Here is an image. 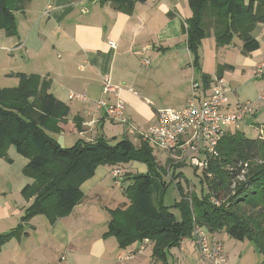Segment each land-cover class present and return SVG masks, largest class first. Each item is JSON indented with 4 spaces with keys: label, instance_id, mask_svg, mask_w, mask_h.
Wrapping results in <instances>:
<instances>
[{
    "label": "trees",
    "instance_id": "16d2710c",
    "mask_svg": "<svg viewBox=\"0 0 264 264\" xmlns=\"http://www.w3.org/2000/svg\"><path fill=\"white\" fill-rule=\"evenodd\" d=\"M29 1L0 0V29L15 34V11H23ZM110 1L117 8H131L136 0ZM188 4L193 16L187 20V45L197 73L201 69L198 46L210 29L217 46H226L237 36L242 55L259 48L252 32L258 24L264 25V0H188ZM232 67L219 64L215 77L221 78L223 71ZM17 76L18 86H0V158L11 162L7 150L13 146L28 160L23 173L32 182L25 184L20 193L32 201L23 218L43 214L54 221L66 216L83 199L81 184L94 175L98 166L140 161L156 174H124L128 182L122 193L129 200L128 208L110 209L103 236L114 235L120 248L150 240L152 256L165 262L169 248L178 246L183 238L194 240V228L200 227L209 235L224 230L236 240L247 238L264 256V136L247 137L240 130L246 118L238 129L224 134L217 156L209 158L202 169L206 194L203 190L200 196L184 193L176 182L180 200L176 203L177 219L162 203L166 182L155 168L159 163L146 140L136 147L127 137L110 141L99 135L94 140L78 138L64 146L51 134L60 133L69 109L49 91L50 79L37 74ZM201 78L204 87L213 80L206 74ZM247 125L264 127L251 122ZM244 163L245 178L238 180ZM19 232L16 228L0 234V244Z\"/></svg>",
    "mask_w": 264,
    "mask_h": 264
},
{
    "label": "crops",
    "instance_id": "0c3cea01",
    "mask_svg": "<svg viewBox=\"0 0 264 264\" xmlns=\"http://www.w3.org/2000/svg\"><path fill=\"white\" fill-rule=\"evenodd\" d=\"M41 2L36 8H29L30 5L27 4L21 11L26 21L27 18L30 20L29 13L32 11L34 21L31 20L32 27L27 39L18 43L15 41L13 48L33 52L38 57L44 54L52 63L55 61L46 68L45 73L31 74L50 79L49 91L68 106L69 111L65 122H62V130L55 136L64 146L72 145L78 138L94 140L99 135L108 140L121 138L125 131L118 128L115 121H126L128 112L136 113V110L142 107L150 106L154 111L149 113L146 119L147 126L153 124L156 121L158 106L149 94L150 89L164 83L165 77L172 79V84L176 88L181 87L180 90L185 83H190L186 92L182 91L185 98L183 101L186 103L190 96L191 82L197 80L208 91L216 79L219 64L232 65V68L225 70L229 69L234 73L239 68L252 69L253 64L256 65L264 59V43L256 35L259 48L249 55H241V63L237 66L225 60L215 61V65H212L214 71H211L213 73L206 72L204 64L197 73L191 62L193 54L187 45V20L193 16L188 0H136L131 8H117L110 0ZM48 5L50 9L46 11ZM210 31L207 33L208 37ZM206 37L200 40L198 46L199 61L200 49L204 47ZM172 45L173 50L170 47ZM158 48H166L172 58L171 68L165 72V77L161 76L163 71L160 70L166 67L162 64L166 55L160 57L153 70L141 69L143 66H151L144 56ZM180 51H185L189 56L191 70L190 67L186 68L182 61L180 64ZM146 60L148 63L143 64ZM225 72L222 73L223 78ZM201 74L213 78L207 87H204ZM105 78L120 87L119 96L125 104L123 120L110 119L103 109L94 107L95 100L113 97L112 94L103 93ZM129 88L134 92L129 91ZM71 94L73 98H69ZM227 103L228 109L232 110L229 100ZM7 154L11 162L0 158V234L16 228L20 232L0 244V264H57L59 256L63 253L66 254L67 264H146V256L140 255V252L146 249L149 240H143L139 247L133 243L125 248L114 245L108 248L103 241L109 238H103L101 242L93 245L84 244V235L78 220L86 214V207L93 200H86L88 203L83 204L85 200L82 199L68 215L54 221H50L43 214L23 218L32 201L24 199L20 193L25 184L32 182V178L23 173L28 160L17 152H12L11 146ZM103 167L105 166L100 165L95 170L96 173L101 169L100 178L88 183L94 173L81 185L84 197L102 182L101 177L106 173ZM121 202L114 204L119 206L126 203L125 200ZM215 234H210V237L220 240ZM141 246L144 249H140ZM170 249L168 254L177 264H183L179 260L180 257L186 264H204L192 237L183 238L178 247ZM254 250L257 259L252 264H264V256L256 248ZM168 254L165 262L155 259L152 253L151 259L154 264H169ZM225 254L228 264H234L233 260H229L226 250ZM240 258H243L241 252L238 260Z\"/></svg>",
    "mask_w": 264,
    "mask_h": 264
},
{
    "label": "rangeland",
    "instance_id": "374dc122",
    "mask_svg": "<svg viewBox=\"0 0 264 264\" xmlns=\"http://www.w3.org/2000/svg\"><path fill=\"white\" fill-rule=\"evenodd\" d=\"M42 0H30L27 4L30 5L29 8H36L41 5ZM26 4V5H27ZM25 5V7H26ZM32 11H30L29 16L30 20L27 18V21L24 19L23 13L21 11H15V20L17 24V32L13 35H8L3 29H0V86L1 87H16L19 84V78L17 73L31 74L34 73H45L46 68L53 65L55 61L50 60L48 56L41 54L40 57L35 56L33 52H25L24 49L18 50L14 49L15 41L21 42L27 39L29 34V29L32 27L31 20ZM28 16V15H27ZM34 21V20H33ZM32 21V23H33ZM26 22H30L27 24ZM43 22V21H42ZM211 30V31H210ZM210 37L207 35L204 43V47L200 49L201 60L200 65L204 66V70L214 71V62L227 61L228 63L235 64L241 63V53H240V40L235 36L232 42L226 46H217L215 42V36L212 29H210ZM258 35L259 39L264 43V25L258 24L256 30L254 31V36ZM257 38V37H256ZM258 39V38H257ZM30 45V42H28ZM210 46V48H209ZM171 49H174V45L170 46ZM13 49V52H11ZM184 52V53H183ZM162 55H166V58L163 61V65H166L165 68H162L163 73L161 76L167 72L168 68H171L172 58L166 48L154 49V51L148 52L144 57L148 59L151 63V66L141 67L144 71L153 70L155 63L159 61ZM180 59V64L188 68L190 58L185 53V51H180L178 55ZM257 59V57H254ZM182 59V60H181ZM192 62V61H191ZM190 62V64H191ZM176 65L178 63L176 62ZM253 64L252 69L249 70H236L234 73H231L230 70H224L226 83L229 88L226 90V97L230 102V107L235 108L237 104H242L247 101H255L259 96L264 95V79L262 77H256L254 74ZM213 69V70H212ZM165 77V75H164ZM166 81L158 86H154L150 89V96L153 100L156 101L158 106L157 110L167 109V108H179L183 107L184 99L183 95L186 92V89L189 88V84L185 83L180 88H176L172 84V79L165 77ZM191 88V86H190ZM192 89H190L189 95H191ZM189 97V96H188ZM152 108L150 106L142 107L140 110H136V113L132 111V114L128 112L126 121H115V124H118V128H123L125 134L122 137H127L136 147H139L141 140H145V134L148 127L147 125V115L152 113ZM264 125V100H258L253 113L246 115V122L242 125L240 130L249 138H255L258 136L257 130L248 126V123ZM116 128V127H115ZM235 131V129H233ZM51 135L57 136L55 133ZM120 138V137H119ZM118 138V139H119ZM111 141H114V138H109ZM148 145L152 148V153L155 156V160L159 163V166H155L159 175L163 178V181L166 182V186L162 196V203L165 205L170 212H172L177 219H179V207L176 206L178 200V191L176 187V182H179L180 186L184 193H193L200 196L202 190L203 193H207L206 183L203 180V170L201 167L194 168L189 164V162H176L173 160L171 154L164 149L154 147L151 143L147 142ZM12 152H16L14 147L11 146ZM16 154V153H15ZM105 166L106 173L101 177L102 182L94 188L87 197L85 196L83 200H93V202L88 203L87 212L84 216L78 220L81 223L83 235H84V244H95L103 240V238H109L103 241V243L111 248L112 245L118 246L117 239L114 235L103 236V233L107 227V221L110 218V209H115L121 207V209L127 210L129 200L122 193L123 186L127 184V180H124V174L129 172L131 174L135 173H150L156 174L154 170L149 169V166L140 161H129L126 163H120L116 166L114 165H101ZM117 169V177L114 178L112 175V170ZM101 169H98L88 182L91 183L96 179L100 178ZM116 180L119 181V184H116ZM86 181V180H85ZM84 181V182H85ZM83 182V183H84ZM82 183V184H83ZM81 184V185H82ZM87 194V193H86ZM125 200L126 203H123L118 206L114 203H122L121 201ZM218 202L216 200L214 203ZM216 203V204H218ZM117 205V206H116ZM124 214V212L122 213ZM215 236L220 238L223 241L224 249L226 250L229 260H233L234 264H252L257 259L255 255V244L244 238L243 240H236L233 237H230L224 230L215 232ZM142 241H135L134 246L139 247ZM132 246V244H131ZM178 247V246H175ZM120 248V247H119ZM173 248V247H171ZM169 250H171L169 248ZM254 250V251H253ZM153 251V242L148 241L146 243V249L140 252V255L146 256V264H154L151 259V253ZM241 255L243 258L238 260V256ZM168 254V252H167ZM194 257H197L196 254H193ZM169 264H177V261H173L168 254ZM158 260V259H157ZM179 260L183 263L184 259L182 257ZM242 260V263H241ZM261 260V257H260ZM161 261V260H160ZM228 263V261H227Z\"/></svg>",
    "mask_w": 264,
    "mask_h": 264
},
{
    "label": "built area",
    "instance_id": "2783aa9c",
    "mask_svg": "<svg viewBox=\"0 0 264 264\" xmlns=\"http://www.w3.org/2000/svg\"><path fill=\"white\" fill-rule=\"evenodd\" d=\"M48 9L49 5L46 11ZM147 63V60L143 61V64ZM253 71L256 77L264 78V59L255 65ZM227 85L223 78H216L206 91L199 82L192 81L191 95L185 105L181 108L158 110L156 121L148 126L144 139L154 147L169 152L176 162H189L194 168H206L209 158L217 156V147L224 134L231 129H238L246 115L254 111L257 101L264 100V95L259 96L255 101L237 104L235 108L229 110L225 95L229 88ZM119 90V86L111 84L105 78L103 93L112 94L113 97L95 100V109H103L110 119L121 120L125 104L119 96ZM129 91H133L132 88H129ZM69 98H73V95H69ZM255 129L258 136L263 138L264 127L259 126ZM232 169L229 167V170ZM246 172L247 163H244L237 179H244ZM117 173V169L112 170L114 178L117 177ZM116 184H119L118 180ZM193 236L204 264H228L223 243L219 239L210 237L200 227L194 228ZM140 249L144 247L141 246ZM57 264H67L65 253L59 256Z\"/></svg>",
    "mask_w": 264,
    "mask_h": 264
}]
</instances>
